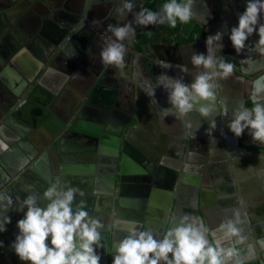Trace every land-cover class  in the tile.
Masks as SVG:
<instances>
[{
    "label": "crops",
    "instance_id": "crops-1",
    "mask_svg": "<svg viewBox=\"0 0 264 264\" xmlns=\"http://www.w3.org/2000/svg\"><path fill=\"white\" fill-rule=\"evenodd\" d=\"M146 1L136 0L137 7H145ZM118 2L119 0H70L67 8L59 0H0V58L15 56V72L12 70L11 75L13 83L17 84L22 79L20 73L23 72L19 71V67L31 68L39 64L43 67L44 59L54 57L56 53L57 61L53 63L52 71L48 72L49 83H63L64 75L70 76L73 73L81 76L94 74L102 63L99 57L101 35L107 34L106 23L98 19L100 15H116L115 7ZM52 9L59 12L65 22L76 25L73 29L76 34L74 40L79 45H90L93 61L78 64L77 58L81 57L82 52L71 37H67V42L63 41V51L54 53L51 41L40 36L43 15L50 13L49 10ZM243 9L233 5L217 8L215 12L206 8L204 13L202 6H191L192 15L203 19L206 14L208 20L213 21L215 31L222 24L235 25L237 15ZM88 11L97 20L89 25L84 23ZM121 22L123 21L118 18L113 24ZM133 37L126 43V47L131 46ZM256 39L255 33L249 38L253 42ZM69 44L75 48V55L66 57ZM186 48L185 51L179 49L169 52L164 49L162 53L157 49H143V55L138 54L137 59L149 62L154 75L146 70L138 73L132 69L126 73L123 69L125 76L121 77L116 68L112 69L114 72L111 71L108 76V85L102 86L90 106L85 105L83 108L86 121L100 128L105 124L104 130L107 133L117 131L120 125H126L129 121L132 125L135 124L134 130L128 134L123 172L116 169L117 163L112 160L114 156L111 153L92 147L79 154L77 162L73 159L75 153L71 152V158L64 161V168L57 167L49 157L39 158L28 165L29 160L34 158L32 147L14 143V137L8 133L5 137L0 134V185L7 183L12 175L17 177V181L14 182V178L8 184L16 183V189L23 198L27 195L22 190L23 186L33 182L32 185L37 188L32 186L31 190L40 193L37 204L42 208L48 202L42 192L51 180L58 179L68 186H75L84 196H76L73 203L80 199L86 201L90 214L95 215L102 225L101 237L109 233L111 250L112 245L118 243L123 235L120 228L125 220L139 221L144 229H152L154 237L159 239L162 230L169 226V221L173 220L174 224L179 222V217L175 214H192L209 229H214L223 220L231 218L234 212H238L244 240L236 247L241 253L247 251L249 255L254 254V251H264V248L255 243L258 238H264V144L253 141L247 130L236 137L227 127L238 102L248 103L252 80L244 81L233 73L219 80L216 103L219 106L222 100L227 104L228 115L212 113L204 118L198 113H190L185 119L192 122V138L185 136L181 120L171 115L164 120L158 117L159 109L169 107L167 93L162 88H156L157 104L151 107L149 98L142 91L146 82L154 85L157 75L164 71L158 66L162 60L173 65L172 69L167 70L169 75H184L185 82L190 81L199 69L190 65L189 57L193 50L204 52L206 49L204 41ZM230 49L234 50L230 41L224 40V50ZM159 53L167 54L168 57L162 58ZM242 55L245 56L243 68L251 72V75L255 74L259 59L262 63L264 57L247 50H242ZM126 57L127 65L132 64L129 60L133 57ZM247 60H251V63H247ZM183 67L188 68L189 74L182 73ZM121 78L130 81L129 84L121 86ZM85 82L88 80H83ZM125 94L126 97L123 96ZM108 96H113V100ZM213 119L214 129L209 127V121ZM190 152L193 153L191 157ZM260 154L261 158L258 159ZM117 158H121L120 153ZM119 164L121 163H118V168ZM171 195L172 202L168 209L167 198ZM22 215L23 212L15 211L10 218L14 220ZM17 231L18 229L16 233ZM248 244L254 246V251H248Z\"/></svg>",
    "mask_w": 264,
    "mask_h": 264
},
{
    "label": "clouds",
    "instance_id": "clouds-1",
    "mask_svg": "<svg viewBox=\"0 0 264 264\" xmlns=\"http://www.w3.org/2000/svg\"><path fill=\"white\" fill-rule=\"evenodd\" d=\"M115 13L123 22L106 26L107 34L101 35L99 57L104 65L116 68L121 77L125 76L126 43L135 34L134 26L166 23L175 27L177 21L186 23L192 18L191 0H164L156 10L138 8L136 0H119ZM254 33L257 39L253 42L249 38ZM225 36L237 54L247 50L264 57V0H244V9L237 15L235 25L222 24L220 29L205 37L204 52L193 50L189 62L199 71L190 81L185 82L184 75H169L167 70L173 65L162 60L158 66L164 71L157 75L154 85L146 82L142 89L149 98L150 107L157 104V87L167 93L169 107L159 109L158 117L164 120L171 115L181 120L186 137L194 135L190 131L192 122L185 119L190 113H198L204 118L212 113L228 115L227 104L221 100L217 106L216 90L219 80L232 74L234 64L224 55H214V50L219 52L223 48ZM73 55L75 48L69 44L65 56ZM247 63L250 64L251 60ZM181 71L189 74L187 67ZM247 101V104L238 102L227 127L236 137L247 130L253 141L264 144V74L252 80ZM209 127L215 128L214 119L209 121ZM192 155L190 152L189 157ZM31 189L32 185L23 186L27 195L23 198L16 195L15 203L12 195L0 193V233L6 231L10 222L7 215L10 210L23 212L16 221L18 231L9 245L18 260L28 264H101L102 225L95 215L90 214L84 199L73 203L76 196L83 197L84 193L58 179L51 180L42 192L48 201L42 208L37 204L40 193ZM175 216L179 217V222L169 221L159 239L154 237L152 229H144L139 221H123L120 228L123 235L112 245L111 264H243L241 250L236 247L244 240L238 212L214 229H209L192 214ZM255 243L264 248V238H258ZM247 248L249 252L254 251L252 244Z\"/></svg>",
    "mask_w": 264,
    "mask_h": 264
},
{
    "label": "flooded vegetation",
    "instance_id": "flooded-vegetation-1",
    "mask_svg": "<svg viewBox=\"0 0 264 264\" xmlns=\"http://www.w3.org/2000/svg\"><path fill=\"white\" fill-rule=\"evenodd\" d=\"M59 1H61L64 6L69 8L70 0H59ZM233 5L244 8V0H192L191 1V6H194V7L202 6L204 13L206 12V8L212 9L211 12H215L214 10H216L217 8L232 7ZM117 19L118 17L112 13L111 15H106V16L100 15L98 20L103 21L106 23V24L104 23L105 25H108L110 23H114V21ZM93 21H97V20L94 19V16L90 14L88 11L86 13V18H84V23H87L89 25ZM189 22L192 24L191 31H193L198 26V28H200V30H202L205 33V37L208 34L215 32V28H213V21H211V19L208 20L206 14H204L203 19L197 18L196 16L192 15V18L189 20ZM134 27H135V34L133 35L134 37L132 40V44L131 46L126 47L127 52L124 56V62H125L124 70L126 73H128V71H131L133 69L137 71L138 73H140L141 70L142 71L146 70L147 72L150 71L149 74L154 75L153 72H151L152 68L149 66V62H144L142 60L139 61L137 59L138 54L143 55V49L145 48L146 49L150 48L151 50L157 49L156 51H159L161 53L164 49H167L169 51L170 50L178 51L179 49H184L185 51L187 49L186 47H189L190 45H193L195 43H199L205 40V37H200L198 35V32H194L193 34L194 40L192 42L185 43V44H178L177 42L178 36L180 35L178 36L169 35V25L165 23L163 25H153L150 28L151 39L144 44H140V42H138V39H137L138 26H134ZM182 33L184 34L183 31ZM65 40L66 42L68 41L67 38H65L64 41ZM224 40H227V36H225L223 39V48L221 49V51L217 52L215 50L214 55H217V56L224 55L226 59H230L232 63L234 64V69L232 72L234 75L243 78L244 81H248V80H253L254 76L257 77L261 74H264V60L261 63V60L259 59V67L257 68V72L251 75V72L243 68L245 56L242 55V52L237 54L234 50L232 51V49H230V51H225L224 50ZM90 51H91L90 45H88V48L86 47L84 52H82V54L80 53L81 57L77 58L78 64H85V63L90 62L91 60L93 61L91 57L92 54L90 53ZM167 52L165 51L164 53H167ZM126 56H129L130 58L133 57V59L129 60L132 62V64L127 65L128 57ZM161 56L168 57L167 54L166 55L161 54ZM13 57H11L10 60ZM257 57L259 56L257 55ZM101 65L97 67L96 72L92 74L91 76H88V75L81 76L79 74H78L79 76H74L73 74H77V73H73L70 76L64 75L63 83H58L56 85L53 83H49L48 87H50V89L54 91L53 93H56V97L52 99L53 102L51 106L53 105L52 108H53V111L55 112V113L53 112V114L57 115L56 117L57 121L55 123L54 116L56 115L53 116L52 114L53 117L50 116L46 118L43 121L44 123L42 125H39V127H36V128L25 126L20 121L14 120V118L16 117L14 113L17 112L20 107H24L25 106L24 103L27 102L26 97L22 98L21 97L22 95L19 96L17 99H15L12 96L15 93L14 89L18 90L19 88L23 86V83L19 82L17 84H11V86H7V85L1 84L3 82L0 79V95L1 96H3L4 90H8V88H11L13 90L11 95L9 94L8 97L7 95L6 97L0 96V134L4 135L5 137L9 133L12 137H14L15 139L14 143L26 144L32 147L31 148L33 152L32 157L34 158L33 160L32 158L31 160H29L30 162H28V165L29 163L34 162L35 160L39 158L49 157L51 158L52 162H55L57 167L64 168L63 167L64 161L69 160L71 158L70 157V155L72 154L71 152H73V154L75 153L73 156V159L74 161L77 162L80 156L79 154H83L84 151L85 152L89 151L91 147L94 148L95 150L96 149L103 150L105 148L110 147L109 145H105L104 143L99 142V139H101V137H104L103 135L107 137V134H108V136L112 137V133L110 134L109 132L108 133L105 132L104 130L105 124L102 126V128L97 127L96 124L94 125V123L86 121V118L83 115L85 113V110H83V108L86 105V101H85V99L87 98L86 93L88 91L90 92L91 86H95L99 80H103L106 82V84H104L103 82L102 85L100 86L108 85L107 82L110 81V78L108 76L110 73L114 72V70H112V69H115L113 66L104 65L103 63H101ZM153 65L155 66V69H157L156 64L153 63ZM41 66L42 65L39 64L37 65V67H34V66L31 68L25 67L24 69L19 67V71L23 72V73H20L23 76L29 75L31 78L33 77L37 78L39 72L42 71V69H44ZM51 71H52V67H50L48 72H51ZM127 77L129 78L130 76H127ZM83 80H88V82L83 83ZM120 81H121L120 82L121 86H123V84L125 83L130 82L127 80L125 81L122 78L120 79ZM95 94H94V97L96 96ZM126 95L127 94L123 96L126 97ZM108 97H112V100H113V96H108ZM37 114L39 115V112H37V110L34 107H32L29 113L27 112L20 113L19 116H23V117L28 116L29 120H32V122H35ZM108 116L110 117V115ZM51 118H53L52 119L53 121L51 120ZM11 119L12 121L9 122ZM49 121L53 122L54 127L59 128L57 132L51 133V131L48 130L49 128L45 126L47 123H49ZM84 129L86 130L84 131ZM89 135H91L93 138ZM95 140L97 141L94 142ZM3 141L5 142V140ZM14 178L16 179L17 177H13L12 175L10 179L7 180V183H1L0 193L6 194V195H12L13 201L15 203L16 195L18 194L20 196L19 191L18 189H16V185H15L16 183L12 182L11 184H8ZM13 181L15 182L17 181V179ZM32 184L33 182H31V185ZM32 186L34 188H37L35 187L36 185H32ZM38 200L39 199H37V203H38ZM14 213H15L14 210H10L7 213V215L11 217L12 214ZM18 219L19 217L15 218L12 224L16 225V221ZM7 229H8V226H6V230ZM5 234L6 232L0 233V241H3V246L7 244ZM101 239L103 240L102 242L103 247L99 250L101 253V264H111L112 250L110 249L111 247L109 244V233L108 234L106 233L105 236L103 235ZM3 246H0V249H2ZM13 253L14 252L12 251L4 255L3 259H1L0 262L2 263L4 261V263L2 264H5L6 263L5 259L7 260L8 258H10V256H12ZM242 256H243L242 257L243 264H254V263L259 264L261 261H264V251H260V252L254 251V254H251V255H249L248 252L245 251L242 253ZM15 260H16V263L12 261H10V263L19 264L17 259Z\"/></svg>",
    "mask_w": 264,
    "mask_h": 264
},
{
    "label": "water",
    "instance_id": "water-1",
    "mask_svg": "<svg viewBox=\"0 0 264 264\" xmlns=\"http://www.w3.org/2000/svg\"><path fill=\"white\" fill-rule=\"evenodd\" d=\"M49 11H50V13H47L45 16L43 15V19H42L43 25L39 29V34H40V36L44 37L45 39L51 41V43L53 44V47H54V53H56L57 51H63V49L61 47L64 48L65 43L63 41L67 37H71L72 42L74 44H77L78 50H80V52H84L86 47L88 48V44H86V43L80 44L81 45L80 46L74 40V37L76 34H74L73 29L75 28L76 25L73 22H68V23L65 22V20L60 16L59 12H55L53 9L49 10ZM57 49H59V50H57ZM57 56L58 55L56 53L54 57L50 56L47 59H44V62H43L44 63L43 68L44 69H42V71L39 72L37 78H34V77L31 78L29 75H25V76L21 75L22 79L20 82L23 83V86L21 88H19L18 90L14 89L15 93L12 96L15 99H17L19 96L22 95L21 96L22 98L26 97L27 102L24 103L25 104L24 107H20L19 110L14 113V115L16 116L15 118L13 117L14 120L20 121L25 126H29L31 128H36V127H39V125H42L44 123L43 121L46 118L52 116L54 111L52 108L53 105L51 106V104L53 102L52 99L56 97V93H53L54 91L52 89H50V87H48L49 86L48 70L50 69V67H52L53 63L55 61H57ZM60 57L61 56H59V58ZM158 58H159V56H158ZM15 59L16 58L13 57L10 60V56H9V58L6 56L0 58V79L3 82V85L11 86V84H15V83H13V81L11 79L12 70L15 72V70H14ZM103 82H104V84H106L105 81L99 80L95 86H91L90 92L88 91L86 93L87 98L85 99V101H86L87 106H90L89 104L92 103V98L94 97V94L102 87L100 85H102ZM12 92H13V90L11 88H8V90H4L3 96L6 97V95H7V97H8L9 94L11 95ZM32 107H34L37 110V112H39V115L38 114L36 115L35 122H32V120H29L28 116H26V117L19 116L20 113H26V112L29 113V111L31 110ZM54 115H56V114H53V116ZM56 117H57V115L54 116L55 123L57 121ZM52 119L53 118H51V120ZM11 121H12V119L9 122H11ZM52 121H49V123H47L45 126H47L49 128L48 130H50L51 133H54V132H57L59 128L54 127ZM134 127H135V124L132 125L131 121H129L128 124L123 125V126L120 125V127H118L117 131L112 132V137H109V136L105 137V135H103L105 138L101 137V139H99L100 143H104L105 145L110 146L109 148H105L102 151L109 152V153H111L112 156H114V158L112 160L114 161V163H117L116 169L121 170L122 172H123L122 165H123V162L125 159L124 154L126 152V143H127L128 134H130V132L132 130H134ZM96 141L97 140H95L94 142H96ZM119 153H120L121 158L118 159L117 155H119ZM109 160H110V158H109ZM118 163H121V165L119 164V166H120L119 168H118ZM150 178H151V176H150ZM150 178H148V179H150ZM140 179L142 181H145L143 179V177H141ZM168 200H169V202H168ZM171 202H172V195L167 198L166 208L168 207V209H169V207H170L169 203H171ZM12 223H13V219L11 218L10 222L6 225V226H8V229L5 231L7 244H6V246H3L2 249H0V260L3 259L4 255L12 252V249L10 248L9 244L14 239L15 234H16V232H14V231H16V225H13ZM15 259H17L19 264L28 263V262L19 261L17 256L13 253L12 256H10V258L7 259L8 261L5 259V262H6L5 264H9L10 261L16 263ZM2 263H4V261ZM2 263L0 262V264H2ZM259 264H264V261H261Z\"/></svg>",
    "mask_w": 264,
    "mask_h": 264
},
{
    "label": "trees",
    "instance_id": "trees-1",
    "mask_svg": "<svg viewBox=\"0 0 264 264\" xmlns=\"http://www.w3.org/2000/svg\"><path fill=\"white\" fill-rule=\"evenodd\" d=\"M163 2L164 0H147L145 7L156 10L162 5ZM152 26L153 25H148L146 27L138 26L137 39H138V42H140V44H144L151 39L150 28ZM191 27H192V24L189 21L186 23H181L180 21H177V24L175 27L169 26V35H173V36L180 35L178 36V41H177L178 44H185V43L192 42L194 40V37H193L194 32H198V35L200 37H205V33L202 30H200L198 26L193 31H191ZM182 31L184 32V34L182 33Z\"/></svg>",
    "mask_w": 264,
    "mask_h": 264
},
{
    "label": "bare ground",
    "instance_id": "bare-ground-1",
    "mask_svg": "<svg viewBox=\"0 0 264 264\" xmlns=\"http://www.w3.org/2000/svg\"><path fill=\"white\" fill-rule=\"evenodd\" d=\"M168 51H169V50H168ZM160 57H162V58H167V57H165V56H161V55H160ZM88 168H89V167H88Z\"/></svg>",
    "mask_w": 264,
    "mask_h": 264
}]
</instances>
